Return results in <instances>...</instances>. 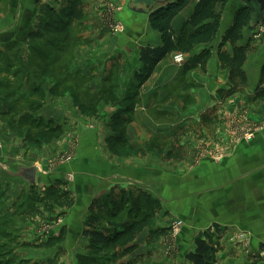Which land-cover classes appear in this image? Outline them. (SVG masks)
I'll use <instances>...</instances> for the list:
<instances>
[{"label":"crops","instance_id":"1","mask_svg":"<svg viewBox=\"0 0 264 264\" xmlns=\"http://www.w3.org/2000/svg\"><path fill=\"white\" fill-rule=\"evenodd\" d=\"M92 2L98 9L106 5H110V8L116 5L121 7L115 11L112 23L117 21L124 31L121 34H108L99 23L92 22L87 33H78L74 39V59L68 64L66 73L61 74L54 85H51L48 90L50 95L37 113L45 122L46 134L56 135L54 129L63 126L68 129L65 134L76 136L73 163L54 167L57 168L55 172L47 168L45 162L15 161V153L12 150L7 153L9 147L3 144L2 152L6 153L2 154H6L4 156L7 159L0 161L2 183L14 181L18 189L24 191L28 185L19 178L10 177L14 167L19 166L36 167L34 185L50 183L55 179L65 183L64 174L71 172L72 182L68 183V190L74 204L67 213L59 217L69 234L67 240L73 235L72 231L81 233L82 228L78 230V227L83 224L94 199L104 196L114 186L122 189L137 187L160 202L161 208L154 216H160L158 221L161 225L167 222H172L173 225L177 221L183 223L178 236L168 232L162 238L168 239L171 234L175 247L184 253V264H188L186 255L194 250V240L202 237L205 231H210L213 225L219 226L225 239L234 234H243L247 239L245 243H239L235 250L219 253L217 264H264V102L253 99L260 69L264 65V36L260 40L251 38L256 30V25L253 24L244 30L239 44L250 43L253 49L243 66L247 83L233 98L222 101L218 91L229 88V71L221 69L215 48L221 36L231 26L235 11L241 5L239 0H229L223 9L219 34L213 43V56L206 72L196 70L185 78L194 87L188 90L185 79L181 80L183 64L176 65L173 62L175 54L163 60L151 78L141 86L134 105L136 109L124 130L128 144L120 149H133L138 155L120 159L109 153L105 144L108 132L111 134L116 129L108 126L110 116L116 110L112 99H125L132 93L136 85L135 73L141 67L140 47L159 46L161 39L149 26L148 16L152 8L135 5L134 0ZM194 6L195 2H192L173 20L174 33L190 17ZM202 48L196 46L185 59L200 53ZM223 50L231 54L232 47L226 44ZM121 69L123 75L116 79V74ZM130 72L131 74H127ZM76 74L91 79V94L80 95L84 99H78V104L95 113L94 125L88 117L77 112L74 103L78 96L74 98L75 94L56 90V84H61L65 78ZM212 108L218 109L215 122L201 124V116ZM125 114L123 119L128 118ZM165 120L172 121L169 123L171 128H165ZM248 128L254 134L246 142L241 136ZM67 141L70 138L67 137ZM157 141H172L173 144L164 149L163 145H157ZM57 145L59 152H67L63 145L62 148ZM172 147L180 149L177 152H181L182 157L165 161L164 152ZM217 149L223 153V158L219 161L209 155ZM152 153L160 157L159 166L148 164ZM165 167L173 170H165ZM176 168L179 170L174 171ZM7 186L10 187L11 183ZM10 194L12 196V192ZM10 194L5 192L0 204L4 198L5 204L9 203L6 200ZM17 194L15 198L18 201L4 214L11 212L12 215H17L18 209L15 207L22 199ZM136 243L139 244L138 239ZM159 257L166 264H176V259H167L165 255Z\"/></svg>","mask_w":264,"mask_h":264},{"label":"rangeland","instance_id":"2","mask_svg":"<svg viewBox=\"0 0 264 264\" xmlns=\"http://www.w3.org/2000/svg\"><path fill=\"white\" fill-rule=\"evenodd\" d=\"M65 2L66 0H0V161L7 159V156H4L6 154H2L6 153V151L2 152L1 145L4 144L9 147L7 153H11V150L15 153V161L20 160L23 163L45 162L46 167L55 170V172L58 167L73 163L75 158L73 148L76 144L74 140L76 136L65 134L68 133V129L63 128V126L54 129L56 135L43 136L39 131L45 130V122L37 113L41 111L49 97L48 90L51 85L59 79L58 77L61 74L66 73L68 64L71 63L72 58L74 59V39L78 33H87L93 22L95 24L99 23V26L103 27L108 34H121L112 31L113 26L118 24L117 21H115V24L112 23L114 22V13L121 7L119 8L116 5L110 8V5H106L98 9L95 8L92 0H86L84 16L81 21L71 26L67 41H64L62 37L48 34H44L41 38L35 40H29L28 33L36 25L40 8L51 6L58 10ZM108 17H110V20ZM110 24H113L112 27H110ZM127 74H131V72ZM121 75H123L122 69L116 74V79H119ZM106 78L108 79V76ZM90 80L76 74L75 76H68L61 84H56L55 87L58 92L75 94L74 98L78 96L76 103H74L77 112L84 117H88V120L94 125L96 121L95 113L90 109H86L85 106L80 107L78 104V99L80 101L84 99L80 98V95L87 96L91 94ZM78 81L79 83H77ZM73 82L76 83L75 87ZM33 87H40L41 92L38 94L32 93ZM113 100V107L116 109L114 115L119 114L122 117L124 112L130 108V103L125 101L124 98L118 101ZM135 109V106L132 107V113H126L125 115L130 118ZM109 120L111 121V119ZM164 122L165 128H171L169 123L172 121L165 120ZM108 126L111 127L110 123ZM120 133L121 131L117 128L113 129L111 134L108 132L105 138L107 151L120 159L131 157L133 154L138 155L133 149L120 150L122 148L115 145L117 141L119 142V140H116L117 136L125 137V134L121 135ZM67 137L70 138V141H67ZM157 143V145H163L164 149L173 144L172 141H157ZM57 144L61 148L63 145L67 152H59ZM149 159L148 164L150 166H159L160 157L158 155L155 156L152 153ZM168 169L173 170L165 167V170ZM178 170L177 168L174 169V171ZM64 179L65 183H61L57 179L52 180L50 183H36L31 189H27L28 186L26 185L24 191L18 189L16 182L4 181L2 183L3 180L0 179V199L5 197L3 195L5 192L6 194L12 192V196L10 194L6 200H9V203L5 204L4 198L0 204V264H78V254L87 255L92 264H129L132 261H134L133 264H166V261L159 257L161 255L167 256L166 258L170 260L176 259V264H184V253L178 251L175 247L170 233V238H166L167 240L162 238L163 242L161 241L159 244L160 241L158 240L150 246L145 244L144 234L141 235L138 238V250L132 256L124 259H114L111 252L104 248L95 253H88L86 251L88 243L82 236L83 229L85 227L106 228L107 225L104 216L102 221L98 222L95 217H91L89 212H87L81 227H78V230L82 228L81 233L72 231L73 235H70L69 240H67L69 234H67L66 228L59 217L67 213L74 204V199L70 195V190H68V183L72 182V173L64 174ZM9 183H11L10 187L7 186ZM118 187L122 189V187ZM49 192L67 195L68 199L73 201L72 206L67 207L66 204L61 206L48 205L49 202L44 201V197ZM17 193L25 200L24 211H31L30 214L23 217L19 214L21 213L19 206L22 199L15 207V209H18L17 215L14 216L11 212L4 214L15 201H18L15 198L18 195ZM165 217L167 216L165 215ZM122 218H117L116 221L120 222ZM159 219L160 216H153L152 228L171 229L172 222L161 225ZM62 232L64 235L63 240L58 242L56 239ZM237 235L239 234H234L231 238ZM50 237L57 242L52 241L49 245ZM231 238L225 239V234L222 232L219 241L220 246L223 247L222 251L235 250L234 248L239 246L237 240ZM230 242L232 243L230 244ZM226 243H228V246ZM230 255L231 252H229ZM179 259L182 261L181 263H179Z\"/></svg>","mask_w":264,"mask_h":264},{"label":"trees","instance_id":"3","mask_svg":"<svg viewBox=\"0 0 264 264\" xmlns=\"http://www.w3.org/2000/svg\"><path fill=\"white\" fill-rule=\"evenodd\" d=\"M85 1L66 0L58 10L51 6H42L34 29L28 33V39L35 40L41 38L44 34H48L62 37L64 41H67L71 26L81 21L84 16ZM192 2H195V6L190 17L181 24L178 32L174 33L172 29L173 20ZM228 2L229 0H170L159 3L150 10L148 16L149 26L153 32L160 35L161 44L156 47H140L139 62L141 67L135 73L136 85L132 93L125 98V101L130 103V108L124 113H132V107L137 102L139 89L151 78L159 64L168 56L172 54L187 55L196 46H201L203 48L200 53L190 56L183 63L180 76L181 80H184L193 71L206 72L207 65L213 56V43L219 34L223 9ZM218 7H220V10L217 11ZM251 19V9L241 4L235 11L231 26L221 36L219 44L215 48L221 69L229 71V88L218 91L222 101L233 98L247 83L243 66L247 55L253 49L250 43L241 45L239 42L242 39L244 30L250 27ZM226 44L231 45V54L223 50ZM184 81L187 82L188 90L194 87L192 82H188L186 79ZM40 92V87H33L32 93L38 94ZM253 99L264 102V65L260 69L259 82L254 91ZM217 112V108L205 112L201 116V124L207 125L215 122ZM129 119H123L119 114H115L110 121L111 128H120L121 135H123L125 127L130 122ZM39 133L43 136L48 135L45 130H40ZM50 136H52L51 133H49ZM116 140H119L116 144L120 148L127 147L128 142L125 137L117 136ZM179 150L175 147L165 150L164 160L180 159L182 153L177 152ZM32 187L34 186L29 189ZM44 198V201L49 202L48 205L61 206L66 204L67 207H71L73 204V201L62 193L49 192ZM24 201L22 199L19 206L21 212L19 214L22 217L31 212L24 211ZM160 208V202L140 188L121 189L118 186L112 187L107 194L94 199L88 208L91 217H95L98 222H101L104 216L107 225L106 228L85 227L83 229L82 236L88 243L86 251L95 253L104 248L111 252L114 259L128 258L138 250L136 240L145 232V244L147 246L154 244L170 231L168 228L157 229L151 226L152 218ZM120 217H123L122 220L120 222L116 221ZM114 220L115 222H113ZM221 234L222 231L219 226L213 225L212 231H205L202 237L196 238L194 240V250L185 257L188 264H216V256L223 250L219 243ZM63 236L62 232L56 240L62 242ZM56 240L50 239L48 244L51 245V242H57ZM77 259L78 264H92L87 255L79 254ZM133 263L134 261L129 264Z\"/></svg>","mask_w":264,"mask_h":264},{"label":"water","instance_id":"4","mask_svg":"<svg viewBox=\"0 0 264 264\" xmlns=\"http://www.w3.org/2000/svg\"><path fill=\"white\" fill-rule=\"evenodd\" d=\"M170 0H134L135 5H143L147 9H151L159 3ZM242 5L247 6L252 11L251 24L258 25L264 19V0H239ZM14 172L10 173L11 178H19L29 187L33 186L36 177V167L19 166L14 167Z\"/></svg>","mask_w":264,"mask_h":264},{"label":"built area","instance_id":"5","mask_svg":"<svg viewBox=\"0 0 264 264\" xmlns=\"http://www.w3.org/2000/svg\"><path fill=\"white\" fill-rule=\"evenodd\" d=\"M112 31L114 33H122L123 32V27L121 25L117 24V25L113 26ZM263 36H264V19L262 20L261 23L256 25V30L251 35V38L253 40H260ZM185 56L186 55L175 54L174 57H173V62L176 65H181L186 60ZM253 134H254V131L248 128V129L243 131L241 138H242L243 141L247 142V141H250L253 138ZM209 155L215 161H219V160H221L223 158V153L220 152L219 149L211 151V153H209ZM182 226H183V223L181 221H177V222L173 223V225H172V227L170 229V233H172L173 236H178ZM231 239H236L238 243H245L246 240H247L246 236H244L243 234L237 235L236 237L233 236Z\"/></svg>","mask_w":264,"mask_h":264}]
</instances>
